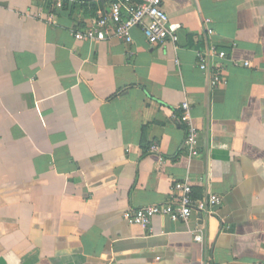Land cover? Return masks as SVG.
Here are the masks:
<instances>
[{"label": "crops", "instance_id": "obj_1", "mask_svg": "<svg viewBox=\"0 0 264 264\" xmlns=\"http://www.w3.org/2000/svg\"><path fill=\"white\" fill-rule=\"evenodd\" d=\"M163 7L178 40L151 45L137 28L132 43L75 39L88 4L0 0V264L264 262V0ZM211 44L229 58L210 55L222 85L198 68ZM185 178L193 199L220 197L212 213L155 215L148 229L124 219Z\"/></svg>", "mask_w": 264, "mask_h": 264}, {"label": "built area", "instance_id": "obj_2", "mask_svg": "<svg viewBox=\"0 0 264 264\" xmlns=\"http://www.w3.org/2000/svg\"><path fill=\"white\" fill-rule=\"evenodd\" d=\"M55 8L63 7V0H52ZM206 23L208 19L204 20ZM139 29L146 41L151 45H162L166 41L176 42L181 24L171 21L163 7V0H110L98 6L94 13L93 22L83 30H75L74 38L77 40L100 41L108 38H117L124 43H132L131 31ZM206 34L211 35L212 29L205 28ZM198 68L207 75L211 86L222 85L226 82V69L224 63L215 61L210 55L219 60H229L227 52L218 50L210 45L208 51L197 50ZM239 65L240 61L233 60ZM249 66V61L241 62ZM180 122L185 126L186 135L184 148L189 156L198 153L196 145L198 131L192 123L190 106L184 101L181 104ZM151 151L158 150L157 144H152ZM192 186L189 179L174 181L169 189V200L164 203L144 205L123 213L128 223L149 228L150 221L155 215L167 216L172 220L186 221L193 210L212 213L219 206L221 199L218 195L209 193L198 199H193ZM196 241L202 240L200 233L194 235ZM253 264H264L255 262Z\"/></svg>", "mask_w": 264, "mask_h": 264}, {"label": "trees", "instance_id": "obj_3", "mask_svg": "<svg viewBox=\"0 0 264 264\" xmlns=\"http://www.w3.org/2000/svg\"><path fill=\"white\" fill-rule=\"evenodd\" d=\"M67 1L68 0H63V7L66 6L67 4ZM75 1V0H74ZM104 0H96V1H76V2H80V3H83V4H88L91 6V10L92 12L94 13L95 10H96V5L99 4V3H102ZM50 6H51V1H50Z\"/></svg>", "mask_w": 264, "mask_h": 264}, {"label": "water", "instance_id": "obj_4", "mask_svg": "<svg viewBox=\"0 0 264 264\" xmlns=\"http://www.w3.org/2000/svg\"><path fill=\"white\" fill-rule=\"evenodd\" d=\"M75 1H96V0H75Z\"/></svg>", "mask_w": 264, "mask_h": 264}]
</instances>
